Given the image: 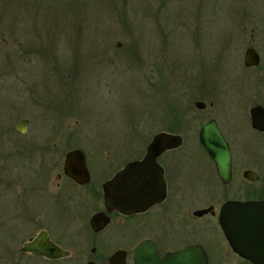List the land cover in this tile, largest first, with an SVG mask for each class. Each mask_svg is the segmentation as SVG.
I'll return each mask as SVG.
<instances>
[{
  "label": "rangeland",
  "instance_id": "obj_1",
  "mask_svg": "<svg viewBox=\"0 0 264 264\" xmlns=\"http://www.w3.org/2000/svg\"><path fill=\"white\" fill-rule=\"evenodd\" d=\"M252 23L258 36L264 30V0H0V166L40 162L41 153L34 148L41 146L46 163L62 162L67 150L82 149L96 176L142 157L151 137L170 125L159 118L166 108L162 93L154 90L156 67L168 82L162 89L174 101H183V87L168 75L172 69L170 76L174 72V79L182 81L191 60L187 45L195 40L204 52L207 96L232 138L234 176L223 184L211 165H201L204 156L190 137L195 129L188 130L181 148L163 156L181 174L170 190L179 202L169 205L186 218L193 208L211 202L215 214L205 213L186 228L163 226L168 235L172 232L165 243L174 248L199 241L206 247L208 264H248L228 246L216 214L222 199L258 196L264 182V142L233 108L248 93L250 82L241 68ZM194 27L198 39L191 35ZM258 42L256 37L254 44ZM22 118L29 120L25 132L15 128ZM242 147L250 154L242 153ZM240 155L248 165L235 163ZM240 165L262 173L250 182L248 194L240 184L248 183L238 180ZM46 212L42 225L21 232L7 209L0 208V264H85L89 256L101 258L116 247L114 238L123 229L127 234L120 245L128 251L149 231L137 229L134 219L123 227L109 226L99 235L102 246L109 248L91 254L86 211L76 222ZM39 227L69 255L45 260L21 252L22 242Z\"/></svg>",
  "mask_w": 264,
  "mask_h": 264
},
{
  "label": "flooded vegetation",
  "instance_id": "obj_2",
  "mask_svg": "<svg viewBox=\"0 0 264 264\" xmlns=\"http://www.w3.org/2000/svg\"><path fill=\"white\" fill-rule=\"evenodd\" d=\"M256 27L257 26L254 23L250 24L249 27L250 32H249V37L247 39L248 43L245 46V48L251 47L255 49L257 51L258 58L260 61L259 63L251 66L242 64L243 66L241 70L244 71L246 78L250 82V84L247 90L248 93L245 94L246 96H243L241 99H238L236 103L233 105V108L238 113L237 115L240 121L245 122L246 123L245 125H247L251 129V131L257 133L259 141L262 140V142H264V128L261 129L258 126L257 127L253 126L250 116L251 113L250 109L253 106H256V104L264 107V61H263L264 30L261 32V34L257 36V34L255 33L257 32ZM193 29L195 30V32L198 33L196 34L194 32L193 34L192 32L191 35L192 37H196L198 39V35H200L199 29L195 27ZM256 37L259 41L257 46L254 44V42L256 41ZM197 43L198 42H196L195 40H191V42H189V45H187V53H189L190 55L189 57L191 60H190V64H188V66H186V68L183 69L182 81L180 79H177V77L174 79V72L172 74V77L170 76L172 73V69H170V73L168 75V79L171 82L175 80L174 84L183 87V94H184L183 101H178V102L174 101V99L171 98L170 93L168 92L167 94L166 91L162 89V85L167 82L166 81L167 79L166 78L163 79L162 76L163 73H160V71L162 70L159 71L158 68L156 67V71H155V76L153 80L154 90H157L159 93H162V98L164 101L163 106L165 105L164 107L166 108V115H164L163 113L159 118L161 121L163 118H165V120L167 119L168 123L170 124L168 125L167 129H162L158 132L178 134L182 138L181 145L175 148L166 149L157 157V162L159 166L162 168L163 177H164V195L162 199L157 203L153 204L152 206L148 207L147 209L132 214H125L115 209L107 210L105 205V191L103 185L106 181L112 179L114 175L124 167L125 164L123 166L118 167L114 171L112 170L113 172L112 173L110 172L111 174L109 173V175L106 176L102 174L96 176L93 170L91 169V166H85L88 171V180L79 182L77 179L79 172L77 169L78 166H72L69 168L68 171H66L64 166L65 155L71 149L65 152L62 162L46 163L45 161L46 151L44 150L45 147L42 146L39 148L35 147L34 148L35 152L41 153V155H38L40 162L21 164L20 166H6V165L0 166V205H1L0 208L7 209L6 215L10 217V219L17 226L19 231L21 232L24 230L26 231L28 227H31V225L34 226L37 224L42 225V222H45L46 219L45 217L47 216V212H46L47 209H48V214L50 216L65 217V219L67 221L69 220V222L71 221L76 222V219L79 218V213L82 211H86L85 220L87 219V226L90 232V238L85 240L86 242H88L89 245H91L90 247L91 254H95L96 250L99 248L100 249L109 248V247L104 248V246H102L103 243L99 238V235L103 231H105L109 226H113L116 224H119L121 227H123L126 225V222L128 220H132V219L136 221L137 229L149 230L148 232H144L141 234L139 233L140 235L138 237H140V239H138V241L133 245V247L138 242L144 239L152 240L156 245L159 254H164L167 251H172L195 242L205 247L202 242L195 241L185 244H183L182 242L178 244L176 247L171 248V246H168L165 243V241L169 238V236H171L172 232H170L168 235V231H165L163 228V226H167L168 224H172V227H176V229H179L181 227L186 228L189 222L192 223L193 219L194 221H196L199 220V218L201 217H205L204 216L205 213L215 214L214 211L215 206H213V203L211 202H209L205 206L202 205L199 206L198 208L195 209L193 208L192 212H188V216H186V218L185 217L183 218L181 213L177 212V209L174 210L169 205V203L172 200H176L179 202L178 197H176L174 191L173 193H171L170 196V190L172 184L174 185L177 184V182L175 181L179 178L181 174L178 170L172 169L170 166H173V163L172 164L167 163L165 161L166 157L163 159V156L167 155L170 151H174L176 149L181 148V146L185 143V141L189 137L187 136L188 130L193 131V129H195L194 130L195 134L191 133L190 137L194 138V141L201 149V154L204 156L203 158L205 160V163L201 164L200 162H197L194 165L209 164L211 165V167L209 166V168H212L214 170V174L217 175L214 168L215 165L213 164L211 158L206 153L205 149L198 140V136H199L198 128L199 126L202 125L203 122H205V120L209 118L213 119L216 123H218L220 132L223 134V137L225 138L227 143H229L228 146L231 153V157H230L231 176L229 177L228 181L225 183H228L232 178V176H234L233 165L235 164L233 160V155H235V153H233L231 146L232 138H230L229 134L223 130V128L221 127V123H219V120L217 119V117L220 114L218 113L217 107L214 108L216 103L215 102L213 103V100L207 96V95H211V93L208 91V88L206 86L208 85V83L206 81L207 72L203 57L204 52L203 50L202 52L200 51L201 48L199 45L196 46ZM191 46L192 47L196 46L197 48H195V50H192ZM161 55L163 56V53H161ZM242 60H243V56H242ZM26 119L28 120V118ZM183 126L184 129L182 128ZM242 150H243L242 153L248 154L250 152L245 147L244 148L242 147ZM34 157L37 156L35 155ZM142 157L135 159H141ZM243 160L244 158L242 157V155H240L238 156L237 161L235 163H237V165L238 164L246 165L247 163H245V161L243 162ZM245 160L246 162L253 163L252 160L251 161L250 160L247 161V159ZM243 165H240L241 167L239 168L238 180L239 182L243 181V183L246 182L248 183V185L240 183L241 185L245 186L246 189L245 193L248 194L250 193V191H252L253 188L252 185H251L252 188L249 186L250 182L258 180L259 177H261L262 173L264 175V171L260 173L257 172V170L253 169V167L251 166L244 167ZM248 168L253 170V173H255V178L254 177L248 178L246 176L244 171ZM218 176L219 175H217V178L219 179ZM219 181L223 183L220 179ZM262 183L263 185H261V187L258 188L257 190L259 195L258 196L254 195L250 197L260 198V196L264 194L263 193L264 182ZM250 197L242 196L240 198L249 199ZM240 198H234V199H240ZM209 205H211L212 207H210L208 211L206 212L203 211L199 214L194 213V210L199 209L200 207H207ZM169 207L171 208V211ZM99 212H104L109 219H108V223L102 229L95 231L90 225V219L94 214ZM179 217L180 220L181 218L183 219L180 221L178 219ZM155 227H159V231L157 230L158 232L154 231ZM39 228H40L39 231L32 232L27 237V239L22 242V245L20 247L21 252L27 255H31L33 257H41L45 260H57L64 258L61 257L56 259H49L46 258L45 256L35 255L31 251H25L23 249L25 243L34 239L36 235H38L40 232L45 231L49 239L53 243H55L62 249L67 250L70 253L68 249L61 246L58 242H54L52 240V235H50V232L45 227H39ZM126 234H127L126 229H123V232L120 231L118 236L114 238L113 246L117 245L116 247L111 248V250H109L105 256L103 255L104 257L101 255L100 256L101 258H99L96 257V255H93V258H89L90 257L89 256L85 261V264L89 261H93L97 264H111L109 258L117 250L125 251L126 256L124 259V264H135L134 261L132 260L133 247L131 250L128 251L126 248H123L120 245Z\"/></svg>",
  "mask_w": 264,
  "mask_h": 264
},
{
  "label": "water",
  "instance_id": "obj_3",
  "mask_svg": "<svg viewBox=\"0 0 264 264\" xmlns=\"http://www.w3.org/2000/svg\"><path fill=\"white\" fill-rule=\"evenodd\" d=\"M243 53V64L259 63L257 51L246 47ZM253 126L264 128V107L256 104L250 109ZM28 120L22 118L15 128L25 132ZM198 140L215 165L216 174L225 183L230 174L229 143L220 132L218 123L207 119L198 128ZM182 138L178 134L158 132L154 134L145 148L141 159H133L125 163L112 179L103 185L105 191L106 209H115L125 214L142 211L160 201L164 195V177L157 157L166 149L181 145ZM66 171L72 166H78V181L88 180L85 166V153L80 148L69 150L64 159ZM249 178H255L253 170L244 171ZM264 193V191H263ZM217 210V223L230 249L238 256L246 258L252 264H264V194L260 198L234 199L229 197L220 202ZM211 205L194 210L199 214L206 212ZM104 212L94 214L90 225L95 231L102 229L108 223ZM25 251L56 259L68 255V251L53 243L45 231L23 246ZM124 250L115 251L109 258L111 264H124ZM205 247L195 242L181 248L159 254L154 242L144 239L132 249V260L135 264H208ZM86 264H97L89 261Z\"/></svg>",
  "mask_w": 264,
  "mask_h": 264
},
{
  "label": "trees",
  "instance_id": "obj_4",
  "mask_svg": "<svg viewBox=\"0 0 264 264\" xmlns=\"http://www.w3.org/2000/svg\"><path fill=\"white\" fill-rule=\"evenodd\" d=\"M57 1H59V0H57ZM54 4L55 3H52V4H50V5H52V6H54ZM54 9V8H53ZM56 9H58V6H57V8ZM50 15V14H49ZM50 22H52V21H50ZM77 25H80V24H77ZM10 30L11 31H14V27L12 26V27H10ZM36 32V31H35ZM38 34V33H37ZM38 36H40V37H44L45 36V34H43V33H40ZM69 36V35H68ZM68 38H70V37H68ZM24 54H28V52H24L23 53V55ZM244 260L248 263V264H252V263H250L246 258H244Z\"/></svg>",
  "mask_w": 264,
  "mask_h": 264
}]
</instances>
